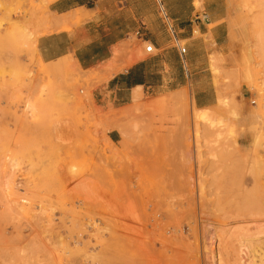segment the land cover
Wrapping results in <instances>:
<instances>
[{
  "label": "rangeland",
  "instance_id": "1",
  "mask_svg": "<svg viewBox=\"0 0 264 264\" xmlns=\"http://www.w3.org/2000/svg\"><path fill=\"white\" fill-rule=\"evenodd\" d=\"M52 1L0 0V264H264V133L239 123L254 103L264 127V0L218 1L236 32L225 55L208 56L217 99L202 111L186 88L171 109L141 92L97 106L95 89L150 53L130 35L113 71L109 61L86 71L36 61L30 34L60 30ZM20 104L23 116L54 122L31 146L29 183H15Z\"/></svg>",
  "mask_w": 264,
  "mask_h": 264
},
{
  "label": "crops",
  "instance_id": "2",
  "mask_svg": "<svg viewBox=\"0 0 264 264\" xmlns=\"http://www.w3.org/2000/svg\"><path fill=\"white\" fill-rule=\"evenodd\" d=\"M195 0H53L47 5L50 16L54 18L53 27L60 30L43 33L32 38L31 49L36 61L44 64L70 61L78 70H91L109 61V70L117 66L116 47L130 35L137 41L150 44L155 53L128 66L124 71L113 75L104 85L93 92L97 106L107 102L128 103L135 94L146 95L150 100H165V109H171L175 93L188 90L191 104L196 109H209L216 103L217 94L208 78V56H222L231 46L230 35L236 32L233 16L225 2L204 0L203 11H196ZM202 14L206 20H195ZM59 19V20H58ZM22 22V18H19ZM209 25H214L208 28ZM196 30L201 35H210L212 42L196 39ZM184 42V45H179ZM184 48V53L180 49ZM197 49V51H196ZM117 54V56H116ZM134 57L133 54H131ZM228 58V57H227ZM66 59V60H65ZM6 61L0 57V61ZM20 65L29 64L26 55L17 58ZM250 98H253L250 96ZM0 102V109H5ZM19 105L11 118L21 131L14 136L23 142L15 145L20 155L15 161V183H29L24 175L31 170L33 158L32 145L37 139H46L53 133L54 122L33 120L21 113ZM15 106L13 107V109ZM256 105L249 104L243 110L239 123L264 127L255 114ZM6 119L0 112V128ZM43 126H37L39 123ZM113 132L106 134L108 141L114 142ZM7 137L0 132L1 141ZM249 140L244 134L239 139ZM264 154V151L262 152ZM5 163L0 149V165Z\"/></svg>",
  "mask_w": 264,
  "mask_h": 264
},
{
  "label": "built area",
  "instance_id": "3",
  "mask_svg": "<svg viewBox=\"0 0 264 264\" xmlns=\"http://www.w3.org/2000/svg\"><path fill=\"white\" fill-rule=\"evenodd\" d=\"M194 19L198 20V21L206 20V16H204L202 14H199V15H195ZM180 51H181V53H184L185 50H184V48H181ZM145 52H147V53H152L153 52V48H152V46L150 44H146Z\"/></svg>",
  "mask_w": 264,
  "mask_h": 264
},
{
  "label": "bare ground",
  "instance_id": "4",
  "mask_svg": "<svg viewBox=\"0 0 264 264\" xmlns=\"http://www.w3.org/2000/svg\"><path fill=\"white\" fill-rule=\"evenodd\" d=\"M59 20V19H58ZM54 21V18H52V22ZM52 24V23H51ZM119 53V52H118ZM116 56H117V54H116ZM117 57H119V56H117ZM115 63V62H114ZM138 97V94H135L134 95V98H137ZM200 111H202V110H205V109H199ZM201 113V112H200ZM205 114V113H204ZM203 115V114H202Z\"/></svg>",
  "mask_w": 264,
  "mask_h": 264
}]
</instances>
